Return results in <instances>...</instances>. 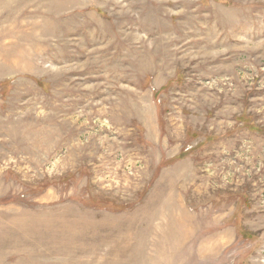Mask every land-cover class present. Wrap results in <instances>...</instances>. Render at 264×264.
Instances as JSON below:
<instances>
[{
    "label": "rangeland",
    "instance_id": "374dc122",
    "mask_svg": "<svg viewBox=\"0 0 264 264\" xmlns=\"http://www.w3.org/2000/svg\"><path fill=\"white\" fill-rule=\"evenodd\" d=\"M0 264H264V0H0Z\"/></svg>",
    "mask_w": 264,
    "mask_h": 264
},
{
    "label": "bare ground",
    "instance_id": "6f19581e",
    "mask_svg": "<svg viewBox=\"0 0 264 264\" xmlns=\"http://www.w3.org/2000/svg\"><path fill=\"white\" fill-rule=\"evenodd\" d=\"M80 250L81 249H76V248H74V249H71L70 251H67V255H71V254H77V252H80ZM82 252V251H81Z\"/></svg>",
    "mask_w": 264,
    "mask_h": 264
}]
</instances>
